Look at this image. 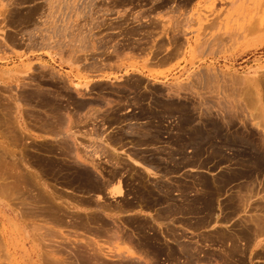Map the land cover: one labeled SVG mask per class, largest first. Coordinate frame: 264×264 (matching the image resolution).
<instances>
[{
	"label": "rangeland",
	"instance_id": "1",
	"mask_svg": "<svg viewBox=\"0 0 264 264\" xmlns=\"http://www.w3.org/2000/svg\"><path fill=\"white\" fill-rule=\"evenodd\" d=\"M153 2L0 0L4 45L35 56L0 81V264H264V0ZM112 18L154 24L150 48L106 41Z\"/></svg>",
	"mask_w": 264,
	"mask_h": 264
},
{
	"label": "bare ground",
	"instance_id": "2",
	"mask_svg": "<svg viewBox=\"0 0 264 264\" xmlns=\"http://www.w3.org/2000/svg\"><path fill=\"white\" fill-rule=\"evenodd\" d=\"M107 2H108V1H107ZM138 2H139V1H138ZM131 3H132V2H131ZM113 6H114V5H113ZM110 11H111V10H110ZM112 12H113V11H112ZM120 13H121V12H120ZM122 13H123V12H122ZM134 19H136V18H134ZM176 21H177V20H176ZM126 22H127V21H126ZM180 23H181V22H180ZM153 25H154V24H153ZM117 28H118V27H117ZM123 32H124V31H123ZM142 41H143V40H142ZM123 54H124V53H123ZM30 94H31V93H30ZM80 95H81V94H80ZM56 97H57V96H56ZM60 98H61V97H60ZM63 104H64V103H63ZM27 105H28V104H27ZM90 106H91V105H90ZM70 107H71V106H70ZM32 108H33V106H32ZM51 108H52V107H51ZM90 108H91V107H90ZM36 109H37V108H36ZM38 109H40V108H38ZM45 109H46V108H45ZM91 109H92V108H91ZM95 109H96V108H95ZM6 110H8V109H6ZM40 110H41V109H40ZM56 110H57V109H56ZM56 110H54V111H56ZM85 110H86V109H85ZM42 111H44V110L42 109ZM67 111H69V110L67 109ZM86 111H87V110H86ZM101 111H102V110H101ZM109 111H110V110H109ZM33 112H34V111H33ZM33 112H32V113H33ZM44 112H45V111H44ZM52 112H53V111H52ZM84 112H85V111H84ZM32 113H31V114H32ZM35 113H36V112H35ZM60 113H61V112H60ZM68 113H69V112H68ZM68 113H67V112L65 113V118H68V119L70 120V121L67 122V123H70V122H71V123H74V122H72V121H74V120H71L70 113H69V114H68ZM91 113H92V112H91ZM37 114H38V113H37ZM48 114H49V113H48ZM79 114H81V113H79ZM82 114H87V113H83V112H82ZM82 114H81V115H82ZM88 114H89V112H88ZM93 114H94V113H93ZM96 114H97V113H96ZM96 114H95V115H96ZM45 115H47V114L45 113ZM54 115H55V114H54ZM56 115H57V114H56ZM67 115H69V116L67 117ZM71 115H72V117H73V114H71ZM81 115H80V116H81ZM63 116H64V115H63ZM78 116H79V115H78ZM10 117H11V116H10ZM46 117H47V116H46ZM55 117H56V116H55ZM82 117L84 118L83 115H82ZM56 118H57V117H56ZM63 118H64V117H63ZM77 118H78V117H77ZM90 118H91V117H90ZM31 119H32V118H31ZM54 119H55V118H54ZM68 119H67V120H68ZM102 119H103V118H102ZM63 120H64V119H63ZM84 120H85V119H84ZM13 121H14V120H13ZM15 121H16V120H15ZM35 121H36V120H35ZM38 121H39V120H38ZM44 121H45V120H44ZM53 121H54V120H53ZM65 121H66V120H65ZM78 121H79V122L82 121L81 118H80V120H78ZM40 122H41V121H40ZM55 122H56V121H55ZM7 123H8V122H7ZM12 123H13V122H12ZM14 123H15V122H14ZM44 123H45V122H44ZM77 123H78V122H77ZM77 123H76V124H77ZM80 123H81V122H80ZM63 124H64V123H63ZM63 124H62V125H63ZM5 125H6V124H5ZM9 125H11V124H9ZM15 125H17V124H15ZM15 125L12 124L11 127H13V126H15ZM36 125H37V124H36ZM59 125H60V124H59ZM65 125H66V124H64V126H65ZM68 125H69V124H68ZM68 125H66V126L68 127ZM72 125H73V124H72ZM6 126H7V130H8V133H9L8 124H7ZM50 126H51V125H50ZM57 126H58V125H57ZM64 126H63V127H64ZM66 126H65V127H66ZM69 126H70V125H69ZM78 126H79V125H78ZM4 127H5V126H4ZM73 127H74V126H73ZM17 128H18V127H16V129H17ZM41 128H44V127L42 126ZM68 128H69V127H68ZM71 128H72V127H71ZM77 128H78V127H77ZM14 129H15V128H14ZM49 129H50V128H49ZM49 129H46V130H49ZM46 130H44L45 133H46ZM10 131H11V130H10ZM56 131H57V130H56ZM63 131H64V128H63ZM20 132H21V131H20ZM60 132H61V131H60ZM12 133H14V132H10L11 135H12ZM47 133H48V132H47ZM50 133H51V132L49 131V134H50ZM54 133H55V132H54ZM54 133H53V134H54ZM56 133H57V132H56ZM14 134H15V133H14ZM14 134H13V135H14ZM51 134H52V133H51ZM56 135H57V134H56ZM61 136H62V135H61ZM22 137H23V136H22ZM16 142H19V141H16ZM1 143H2V142H1ZM73 143H74V142H73ZM75 143H76V142H75ZM15 144H16V143H15ZM68 145H69V144H68ZM73 145H75V144H73ZM76 145H77V144H76ZM76 145H75L76 148L73 146V148L76 149L75 153H76L78 150L81 149V147L76 146ZM20 146H21V144H20ZM65 146H66V145H65ZM114 146H115V145H114ZM3 147H5V146H3ZM6 147H7V146H6ZM62 147H63V146H62ZM78 147H79V149H77ZM8 148H9V147H8ZM8 148H7V149H8ZM20 148H21V147H20ZM63 148L65 149V147H63ZM71 148H72V147H70V149H71ZM60 149H61V148H60ZM68 149H69V147H68ZM10 150H11V149H10ZM8 151H9V150H8ZM8 151H7V152H8ZM13 151H14V150H13ZM13 151H12V152H13ZM33 151H34V150H33ZM81 151H83V149H81L80 152H79V151H78V152L81 154ZM94 151H95V150H94ZM9 152H11V151H9ZM12 152H11V153H12ZM15 152H16V151H15ZM17 152H18V151H17ZM22 152H23V151H22ZM58 152H59V151H58ZM78 152H77V153H78ZM86 152L88 153V151H86ZM86 152H84L85 154L83 153V155H84L85 158H84L82 155H79L80 158H77V156H76L77 154H76V155H75V156H76V157H75V158H76L75 160H77V159L80 160V159H81L80 161L82 162V160L84 159L83 162H84V161H85V162L87 161V163L89 162V165H90V163H91V165H92V164H93V165L96 164V162L94 163V159H90V158H91V157H89L90 155L87 156V153H86ZM111 152H112V151H111ZM19 153H20V152H19ZM71 153H72V152H71ZM75 153H74V154H75ZM79 153H78V154H79ZM8 154H9V153H8ZM13 154H14V152H13ZM15 154H16V153H15ZM15 154H14V155H15ZM21 154H22V153H21ZM21 154H20V155H21ZM72 154H73V153H72ZM1 155H2V154H1ZM1 155H0V156H1ZM70 155H71V154H70ZM2 156H3V155H2ZM73 156H74V155H73ZM10 157H13V155H10ZM16 157H17V156H16ZM58 157H60V156H58ZM71 157H72V155H71ZM92 157H93V156H92ZM27 158H28V157H27ZM67 158H68V157H67ZM93 158H94V157H93ZM1 159L3 160V158H1ZM11 159H12V158H11ZM13 159H14V158H13ZM13 159H12V160H13ZM17 159H18V158H17ZM60 159H61V158H60ZM68 159H69V158H68ZM89 159H90V160H89ZM7 160H8V159H7ZM19 160H21V159H19ZM95 160H96V159H95ZM15 161H16V159H15ZM68 161H69V160H68ZM72 161H74V160H72ZM0 162H1V161H0ZM2 162H4V161H2ZM16 162H17V161H16ZM78 162H79V161H78ZM14 163H15V162H14ZM76 163H77V161H76ZM79 163H80V162H79ZM9 164H10V161H9L8 165H9ZM3 165H4V163H3ZM12 165H13V164H12ZM21 165H23V164L21 163ZM27 165H28V164H27ZM91 165H90V166H91ZM93 165H92V166H93ZM16 166H17V165H16ZM16 166H14L15 169H16ZM25 166H26V165H25ZM95 166H96V165H95ZM95 166H93V168L98 169V168H97L98 165H97L96 167H95ZM6 167H7V165H6ZM8 167H9V166H8ZM14 167H13V168H14ZM29 167H30V166H29ZM10 168H11V165H10ZM10 168H8V169H10ZM19 168H20V167H19ZM93 168H92V169H93ZM33 169H34V168H33ZM35 169H36V168H35ZM95 169H94V170H95ZM6 170H7V168H6ZM11 170H12V169H11ZM25 170H27V169H25ZM3 171H5V170L3 169ZM3 171H2V172H3ZM7 171H9V170H7ZM12 171H13V170H12ZM12 171H10V172H12ZM19 171H20V169H19ZM19 171H18V172H19ZM97 171H99L97 174H99V173L101 172L100 169H99V170H96V172H97ZM10 172H8V173L10 174ZM16 172H17V171H16ZM16 172H14V173L16 174ZM26 172H28V171H26ZM30 172H31V171H30ZM19 173H21V172H19ZM19 173L17 174V178H18L19 181H21V179H22L23 177L21 176L22 174L20 175ZM23 173H24V172H23ZM32 173H34V174H33V175L30 174L31 177L33 176V177H35L34 179H37V178H38V174H37V172H36V173H35V172H32ZM78 173H79V172H78ZM4 174H5V173H4ZM11 174H12V173H11ZM74 174H75V173H74ZM100 174H101V173H100ZM100 174H99V175H100ZM5 175H6V174H5ZM30 175H29V176H30ZM94 175H95V174H94ZM6 176H7V175H6ZM12 176H13V175H12ZM91 176H92V175H91ZM102 176H103V175H102ZM1 177H2V176H1ZM10 177H11V176H10ZM93 177H94V176H93ZM93 177H92V178H93ZM2 178H3V177H2ZM92 178H91V179H92ZM118 178H119V177H118ZM3 179H4V178H3ZM14 179H15V178H14ZM11 180H12V177H11ZM32 180H33V179H32ZM103 180H104V179H103ZM108 180H110V179H108ZM6 181H7V180H4V182H3V180H2L3 183H5ZM8 181H9V179H8ZM14 181H15V180H14ZM35 181H36V180H34V183H36ZM101 181H102V180H101ZM106 181H107V180H106ZM15 182H16V181H15ZM107 182H109V181H107ZM34 183H33V184H34ZM37 183H38V187H39V183H40V182H38V180H37ZM37 183H36L35 185H37ZM49 183H50V182H49ZM49 183H48V184H49ZM0 184H1V183H0ZM2 185H3V184H2ZM5 185H7V183H5ZM8 185H10V182H9ZM35 185H34V186H35ZM52 185H53V184H52ZM0 186H1V185H0ZM25 186H26V185H25ZM40 186H41V185H40ZM53 186H55V184H54ZM14 188H15V187H14ZM23 188H24V186H23ZM23 188H22V189H23ZM28 188H29V187H28ZM40 188H42V187H40ZM43 188H44V187H43ZM1 189H2V188H1ZM3 189H4V187H3ZM107 189H108V193H109L110 195H114V196H115L116 194L119 195V196H121V195L123 194V192H124V188H123V186L121 185L120 182H119V184H118L117 187H113L112 189L106 188V190H107ZM7 190H8V189H7ZM7 190H5V191H7ZM30 190H31V189H30ZM60 190H61V189H60ZM164 190H165V189H164ZM8 191H9V190H8ZM44 191H45V190H44ZM64 191H65V190H64ZM166 191H167V190H166ZM13 192H14V191H13ZM52 192H53V191H52ZM104 192H105V191H104ZM8 193H9V192H8ZM32 193L35 194V191L32 192ZM45 193H46V192H45ZM94 193H95V192H94ZM0 194H1V191H0ZM10 194H11V193H10ZM12 194H13V193H12ZM14 194H15V193H14ZM54 194H56V192H55ZM57 194H58V193H57ZM65 194H66V193H65ZM72 194H73V193H72ZM81 194H82V193H81ZM89 194H90V193H89ZM97 194H100V193H97ZM2 195H3V194H1L0 196H2ZM43 195H44V194H43ZM45 195H46V194H45ZM47 195H48V193H47ZM47 195H46V196H47ZM90 195H91V194H90ZM163 195H164V194H163ZM166 195H167V194H166ZM7 196H8V195H7ZM9 196H10V195H9ZM34 196H35V195H34ZM48 196H49V195H48ZM48 196H47V197H48ZM53 196H54V195H53ZM60 196H61V195H60ZM60 196H59V198H62V197H63V196H61V197H60ZM79 196H81V195H79ZM82 196H83V195H82ZM84 196H85V195H84ZM11 197H14V196L11 195ZM11 197H10V198H11ZM54 197H55V196H54ZM56 197H57V196H56ZM74 197H75V196H74ZM25 198H26V197H25ZM35 198H36V197H35ZM43 198H45V197H43ZM48 198H49V197H48ZM12 199L14 200V198H12ZM36 199H37V198H36ZM49 199H51V198H49ZM68 199H69V198H68ZM6 200H7V199H6ZM22 200H23V199H22ZM27 200H28V199H27ZM27 200H26V201H27ZM59 200H60V199H59ZM69 200H70V199H69ZM93 200H94V199H93ZM8 201H9V200H8ZM16 201H18V200H16ZM26 201H25V202H26ZM47 201H48V200H47ZM52 201H53V200H52ZM29 202H30V200L28 201V203H29ZM33 202H34V201H33ZM54 202H55V200H54ZM62 202H64V201H62ZM72 202H73V201H72ZM75 202H76V201H75ZM90 202H91V201H90ZM94 202H95V200H94ZM97 202H98V201H97ZM171 202H173V201H171ZM23 203H24V202H23ZM23 203H21V204L23 205ZM68 203H69V202H68ZM77 203H79V202L77 201ZM29 204H30V203H29ZM31 204H32V203H31ZM41 204H42V203H41ZM46 204H47V203H46ZM54 204H55V203H54ZM58 204H59V201H58ZM60 204H61V202H60ZM66 204H67V203H66ZM102 204H103V203H102ZM165 204H166V203H165ZM33 205H34V203H33ZM38 205H40V203H39ZM43 205H44V204H43ZM56 205H57V204H56ZM67 205H68V204H67ZM105 205H107V203H105ZM114 205H115V204H114ZM139 205H140V204H139ZM17 206H18V205H17ZM27 206H28V205H27ZM103 206H104V204H103ZM107 206H108V205H107ZM107 206H106V208H107ZM118 206H119V205H118ZM176 206H177V205H176ZM18 207H19V206H18ZM21 207H22V206H20L19 208H21ZM23 207H24V206H23ZM23 207H22V208H23ZM28 207H29V206H28ZM32 207H34V206H32ZM60 207H61V206H60ZM67 207H68V206H67ZM69 207H70V206H69ZM98 207H99V206H98ZM104 207H105V206H104ZM104 207H103V209H104ZM109 207L111 208V206H109ZM120 207H122V205L119 206L118 208H120ZM19 208H18V210H19ZM63 208H65V207H63ZM63 208H62V209H63ZM70 208H71V207H70ZM112 208H113V207H112ZM167 208H169V207H167ZM68 209H69V208H68ZM107 209H108V208H107ZM107 209H105V210H107ZM122 209H123V207H122ZM12 210H13V209H12ZM20 210H21V209H20ZM97 210H98V209H97ZM108 210H111V209H108ZM167 210H168V209H167ZM167 210H166V211H167ZM21 211H22V210H21ZM54 211H55V210H54ZM63 211H64V210H63ZM66 211H67V210H66ZM75 211H76V210H75ZM111 211H112V210H111ZM114 211H115V210H114ZM26 212H27V211H26ZM55 212H56V211H55ZM60 212H61V211H60ZM73 212H74V211H73ZM77 212H78V211H76V213H77ZM96 212H98V211H96ZM62 213H63V212H62ZM68 213L73 214V213H72V210H71L70 212H68ZM76 213H74V214H76ZM79 213H80V212H78V214H79ZM20 214H21V212H20ZM103 214H105V213H103ZM103 214H102V215H103ZM158 214H159V213H158ZM173 214H174V213H173ZM26 215H27V214H26ZM34 215H35V214H34ZM58 215H59V214H58ZM60 215H61V214H60ZM80 215H81V214H80ZM102 215H101V216H102ZM165 215H166V214H165ZM29 216H30V215H29ZM56 216H57V215H56ZM64 216H65V215H64ZM103 216H104V215H103ZM33 217H34V216H33ZM46 217H47V216H46ZM88 217H89V214H88ZM106 217H107V216H106ZM34 218H35V217H34ZM36 218H37V216H36ZM38 218L40 219L39 216H38ZM41 218H42V217H41ZM69 218H70V216H69ZM69 218H68V219H69ZM43 219H44V217H43ZM46 219H47V218H46ZM46 219H44V220H46ZM66 219H67V218H66ZM35 220H36V219H35ZM50 220H51V219H50ZM72 220H73V217H72ZM72 220H71V221H72ZM74 220H75V219H74ZM76 220H77V219H76ZM86 220H88V219H86ZM38 221H39V220H38ZM40 221H41V220H40ZM40 221H39V222H40ZM47 221H48V220H47ZM77 221H79V220H77ZM83 221H84V220H83ZM113 221H114V222H113ZM113 221H112L113 223L116 222L115 220H113ZM34 222H35V221H34ZM36 222H37V221H36ZM36 222H35V223H36ZM45 222H46V221H45ZM45 222H44V224H47V223H45ZM67 222H69V221L67 220ZM72 222H73V221H72ZM87 222H89V221H87ZM90 222H91V221H90ZM37 223H38V222H37ZM41 223H42V222H41ZM48 223H49V222H48ZM50 223H51V222H50ZM69 223H70V222H69ZM99 223H100V222H99ZM44 224L42 225V227H43L44 229H46V227L44 226ZM52 224H53V223H52ZM70 224H71V223H70ZM86 224H87V223H86ZM100 224H101V223H100ZM100 224H99V225H100ZM39 225H40V224H39ZM50 225H51V224H50ZM50 225H49V226H50ZM55 225H56V224H55ZM55 225H54L53 227H55ZM59 225H60V224H59ZM66 225H68V223H67ZM80 225H81V224H80ZM83 225H84V223H83ZM90 225H91V224H90ZM114 225H116V227H117V225H118L119 229H122V228H120V226H119L118 223H117V224L115 223ZM85 226H86V225H85ZM65 227H66V226H64V228H65ZM74 227H75V226H74ZM89 227H90V226H89ZM91 227H92V226H91ZM102 227H103V226H102ZM109 227H110V226H109ZM113 227H114V226H113ZM113 227H112V228H113ZM122 227H123V226H122ZM30 228H31V227H30ZM38 228H39V227H38ZM38 228H36V229H38ZM43 228H42V229H43ZM47 228H48L49 230H52L51 227H48V226H47ZM57 228H58V226H57ZM59 228H61V226H60ZM66 228H68V227H66ZM86 228H87V227H86ZM105 228H108V227L105 226ZM123 228H124V227H123ZM40 229H41V226H40L39 230H40ZM48 229H46V230H48ZM74 229H75V228H74ZM93 229H94V227H93ZM95 229H96V228H95ZM114 229H115V228H114ZM114 229H111V230L114 231ZM116 229H118V228H116ZM116 229H115V230H116ZM46 230H44V231L46 232ZM53 230H54V229H53ZM55 230H56V228H55ZM75 230H76V229H75ZM77 230H78V228H77ZM87 230H88V229H87ZM104 230H105V229H104ZM41 231H42V230H41ZM44 231H43V232H44ZM56 231H57V230H56ZM83 231H84V230H83ZM108 231H109V230H108ZM119 231H120V230H119ZM45 232H44V233H45ZM49 232H50V231H49ZM49 232H48V233H49ZM52 232H53V234H54L55 231H52ZM57 232H58V231H57ZM57 232H56V233H57ZM68 232H69V231H68ZM68 232H67V233H68ZM70 232H71V231H70ZM96 232H97V231H96ZM100 232H101V231H100ZM102 232H103V231H102ZM111 232H112V231H111ZM111 232H109V233H111ZM116 232H117L118 234L120 233V232H118V230H117V231H114V232H113V235L111 234L112 238H113V237L116 238V236H114V235H116V234H114V233H116ZM126 232H127V231H126ZM48 233H47V234H48ZM76 233H77V232H76ZM88 233H89V232H88ZM123 233H125V230L123 231V229H122V234H121V235H123ZM47 234H46V236H47ZM57 234L59 235V232H58ZM57 234H56V236L58 237ZM60 234H61V233H60ZM69 234H70V233H69ZM69 234H68V235H69ZM72 234H73V236H74V235H75V232H74V233L72 232ZM72 234H71V235H72ZM77 234H78V236H77ZM77 234H76V236H77V238H78V237H79V233H77ZM86 234H87V233H86ZM90 234H93L92 231L90 232ZM90 234H89V235H90ZM118 234H117V235H118ZM125 234H127V233H125ZM42 235H45V234H42ZM51 235H52V234H50V238L48 237V238L50 239V240H49V243H50L51 240H53V239H52V236H53V235H52V236H51ZM61 235H62V234H61ZM61 235H59V236L62 237ZM80 235H81V234H80ZM121 235L119 234V237H118V238H120ZM46 236H45V237H46ZM87 236H88V234H87ZM92 236H93V235H92ZM96 236H97V237L99 236L98 233H97V234L95 233V237H96ZM103 236H104V234H103ZM103 236H102V237H103ZM105 236L108 238V239L106 238L107 240H109V239H110L109 237H111L110 235H108V236H109V237H108L107 234H106ZM128 236H129V235H128ZM43 237H44V236H43ZM54 237H55V234H54ZM84 237H85V236H84ZM93 237H94V236H93ZM99 237H100V236H99ZM99 237H98V238H99ZM122 237H123V236H121L120 239H122ZM124 237H125V235H124ZM124 237H123V238H124ZM126 237H127V236H126ZM40 238H41V240L43 239V238L41 237V235H40ZM55 238H56V237H55ZM118 238H116V239L118 240ZM35 239H36V238H35ZM38 239H39V238H38ZM57 239H58V238H57ZM64 239H65V238H64ZM84 239H85V238H84ZM100 239H101V237H100ZM126 239H127V238H126ZM128 239L130 240L131 237H130V238L128 237ZM43 240L45 241L46 239L44 238ZM55 240H56V239H55ZM61 240H62V239H61ZM88 240H89V238H88ZM132 240H133V239H132ZM47 241H48V240H46V242H47ZM69 241H70V240H69ZM92 241H93V246H94V243H95V242H94L93 239H91V241H90L91 244H92ZM98 241H99V239H98ZM100 241H101V240H100ZM115 241H116V240H115ZM119 241H120V244H121V240H119ZM119 241H118V242H119ZM122 241H123V240H122ZM40 242H41V241H40ZM46 242H43V244L46 243ZM61 242H62V241H61ZM70 242H71V241H70ZM113 242H114V240H113ZM118 242H116V243H118ZM123 242H124V241H123ZM41 243H42V242H41ZM51 243L53 244V243H55V242L53 241V242H51ZM51 243H50V244H51ZM85 243H86V242H85ZM87 243H89V242H87ZM105 243H106V242H105ZM107 243H108V242H107ZM107 243H106V244H107ZM110 243H112V242H110ZM114 243H115V242H114ZM114 243H113V244H114ZM57 244H58V243H57ZM61 244H62V243H61ZM82 244H83V243H82ZM120 244H118V245L120 246ZM138 244H139V243H138ZM55 245H56V244H55ZM58 245H60V244H58ZM78 245H80V244H78ZM85 245H86V244H85ZM109 245H111V244H109ZM45 246H46V245H45ZM75 246H76V245H75ZM88 246H90V243H89ZM54 247H55V246H54ZM54 247H53V248H54ZM61 247H62V246H61ZM78 247H79V246H78ZM85 247H87V246H85ZM133 247H134V246H133ZM58 248H59V247H58ZM91 248L93 249L92 246H91ZM96 248H97V247H96ZM96 248H95V251H96ZM120 248H121V247H120ZM126 248H127V247H126ZM51 249H52V247H51ZM79 249H80V248H79ZM82 249H83V248H82ZM92 249H91V250H92ZM131 249H133V248H131ZM57 250H58V249H57ZM73 250H74V249H73ZM118 250H119V249H118ZM126 250H130V249H126ZM69 251H70V250H69ZM69 251H68V252H69ZM79 251H80V250H79ZM87 251H88V250H87ZM97 251H98V250H97ZM97 251H96V252H97ZM100 251H101V250H100ZM114 251H115V250H114ZM120 251H121V249H120ZM131 251H132V250H131ZM131 251H130V252H131ZM134 251H135V250H134ZM136 251H137V250H136ZM139 251H140V250H139ZM54 252H55V251H54ZM91 252H92V251H91ZM102 252H103V250H102ZM145 252H146V251H145ZM55 253H56V252H55ZM72 253H73V252H72ZM97 253H98V252H97ZM104 253H105V251H104ZM123 253H124V252H123ZM123 253H122V255H123ZM132 253H135V254H136V252H132ZM137 253H138V252H137ZM42 254H43V253H42ZM42 254L40 253V255H42ZM56 254L58 255V253H56ZM60 254H61V253H60ZM124 254H125V253H124ZM140 254H141V253H140ZM44 255L47 256V254H44ZM83 255H84V254H83ZM89 255H90V254H89ZM95 255H98V254H95ZM101 255H102V254H101ZM136 255H137V254H136ZM74 256H75V255H74ZM86 256L88 257V255H86ZM137 256H138V255H137ZM41 257H42V256H41ZM87 257H86V258H87ZM89 257L91 258V255H90ZM128 257H129V256H128ZM139 257H140V256H139ZM142 257H143V256H142ZM146 257H147V256H146ZM38 258H39V256H38ZM43 258H44V257H43ZM49 258H50V257L48 256V260L51 259V258H50V259H49ZM56 258H57V257H56ZM64 258H66V256H65ZM96 258H97V257H95V259H96ZM114 258H115V257H114ZM121 258H122V257H121ZM124 258H126V257L124 256ZM53 259H54V258H53ZM59 259H60V258H59ZM66 259H67V258H66ZM76 259H77V258H76ZM88 259H89V258H88ZM140 259H141V258H140ZM146 259H147V258H146ZM64 260H65V259H64ZM68 260H69V259H68ZM68 260H67V261H68ZM97 260H98V259H97ZM45 261H47V260H45ZM51 261H54V260H51ZM57 261H58V259H57ZM57 261H54V262H56V263H59V262H60V260H59V262H57ZM61 261H62V262H66V261H63V260H61ZM88 261H89V260H88ZM90 261H91V260H90ZM93 261H94V260H93ZM148 261H149V260H148ZM71 262H74V261L71 260ZM91 262H92V261H91ZM94 262H95V261H94ZM99 262H100V261H99ZM99 262H98V263H99ZM146 262H147V261H146ZM56 263H55V264H56ZM68 263H69V262H68ZM92 263H93V262H92ZM98 263H97V264H98ZM48 264H51V262H49ZM62 264H65V263H62ZM66 264H67V263H66ZM95 264H96V263H95ZM147 264H150V263H147ZM151 264H152V263H151Z\"/></svg>",
	"mask_w": 264,
	"mask_h": 264
},
{
	"label": "flooded vegetation",
	"instance_id": "3",
	"mask_svg": "<svg viewBox=\"0 0 264 264\" xmlns=\"http://www.w3.org/2000/svg\"><path fill=\"white\" fill-rule=\"evenodd\" d=\"M105 2L109 5L101 7V9L112 10L119 3H124L125 5H127L125 7V10L132 11V13H137L139 11L149 12L154 10L155 8L154 2L152 4H149L148 0H105ZM156 5H161L162 7H164V0H158V3ZM112 19V22H108L106 24L105 28H108V30L105 31L103 35L107 36L108 39L106 41H112L113 45L118 44V48L123 50L127 48L148 49L150 48V44L154 42L151 37V33H156L158 31L154 30L155 26L151 22L143 20V23H134V21L130 20L127 22H122L120 20H115V18ZM130 19L132 20V18ZM117 23L119 24L117 25ZM133 31L136 34H139V36L129 34ZM111 35L118 36H116V39H113L111 38ZM113 56H116V54L114 53Z\"/></svg>",
	"mask_w": 264,
	"mask_h": 264
},
{
	"label": "crops",
	"instance_id": "4",
	"mask_svg": "<svg viewBox=\"0 0 264 264\" xmlns=\"http://www.w3.org/2000/svg\"><path fill=\"white\" fill-rule=\"evenodd\" d=\"M2 22L0 19V28L2 27ZM1 32L3 31V34L6 36H10V32L8 30H0ZM0 81L4 80L5 78L9 77L10 75L14 74L16 71L17 66L19 65V60H21V58L24 59H33L35 56L32 55V52H26L25 55H21V53L24 51V49L22 47H20V44L22 43L21 41H19L18 39H13V50H8L6 48V46L4 45V41H3V37L0 36ZM4 83V82H3ZM112 149L119 153H123V151L119 152L116 148L112 147ZM133 165L143 168V164L141 162H139L136 159H130V155H127L126 157ZM146 170V169H145ZM119 181V180H118ZM117 181L116 184L110 186L109 189H112L113 187H117L119 182ZM115 198H121L124 195L122 194L121 196L119 195H115Z\"/></svg>",
	"mask_w": 264,
	"mask_h": 264
}]
</instances>
